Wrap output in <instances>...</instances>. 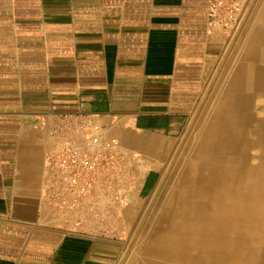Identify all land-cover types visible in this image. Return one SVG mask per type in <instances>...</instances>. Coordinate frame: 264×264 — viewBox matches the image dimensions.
<instances>
[{"label":"crops","instance_id":"crops-1","mask_svg":"<svg viewBox=\"0 0 264 264\" xmlns=\"http://www.w3.org/2000/svg\"><path fill=\"white\" fill-rule=\"evenodd\" d=\"M209 8L210 0H0V264L118 263L114 240L47 207L51 128L62 116L92 115L129 151L151 155L164 142L167 152L229 52ZM148 176L128 192L140 193Z\"/></svg>","mask_w":264,"mask_h":264},{"label":"bare ground","instance_id":"bare-ground-1","mask_svg":"<svg viewBox=\"0 0 264 264\" xmlns=\"http://www.w3.org/2000/svg\"><path fill=\"white\" fill-rule=\"evenodd\" d=\"M261 6L252 47L160 186L139 264H264V0ZM164 148L158 143L148 159L166 156Z\"/></svg>","mask_w":264,"mask_h":264},{"label":"built area","instance_id":"built-area-1","mask_svg":"<svg viewBox=\"0 0 264 264\" xmlns=\"http://www.w3.org/2000/svg\"><path fill=\"white\" fill-rule=\"evenodd\" d=\"M256 0H210L209 24L224 41L237 40ZM46 153L43 197L49 210L92 235L109 236L117 211L137 182L135 157L92 115L62 116ZM131 186V187H130Z\"/></svg>","mask_w":264,"mask_h":264},{"label":"rangeland","instance_id":"rangeland-1","mask_svg":"<svg viewBox=\"0 0 264 264\" xmlns=\"http://www.w3.org/2000/svg\"><path fill=\"white\" fill-rule=\"evenodd\" d=\"M262 1L256 0V4L249 18V25L246 24L243 34L238 39L232 42L223 40L229 52L218 61L217 69L209 79L200 104L195 109V114L189 122V128H185L183 131V137L177 140H168V154L164 157H156L154 160H149L148 157L150 155L133 152L135 153L133 154V158L135 157L138 164H141L144 160L140 170L137 169L139 174H143L145 171L146 175H148L153 173L151 169H156L159 177L156 179V185L150 190L146 189L144 185L140 193L128 192L125 201L120 204L114 230L106 237L111 238L118 245L119 260L117 264H139L142 248L146 240L148 224L159 201L158 191L160 186L163 182L170 181L175 173V168L180 160L182 150L186 147L190 138L195 133H198V126L205 121L207 116L212 114L219 99L224 95L225 88L239 64V57L244 52L245 36L248 30L254 29L258 24L257 16L262 7ZM242 37L243 46L241 43ZM150 179L152 180L153 177ZM137 182L135 183L134 181L132 185L135 187ZM86 232L90 235L94 234L89 229Z\"/></svg>","mask_w":264,"mask_h":264},{"label":"trees","instance_id":"trees-1","mask_svg":"<svg viewBox=\"0 0 264 264\" xmlns=\"http://www.w3.org/2000/svg\"><path fill=\"white\" fill-rule=\"evenodd\" d=\"M152 176H153V179L152 180L149 179L148 182L145 185V188L148 189V190H150L154 186V183H155L156 178H157L156 175H152Z\"/></svg>","mask_w":264,"mask_h":264},{"label":"flooded vegetation","instance_id":"flooded-vegetation-1","mask_svg":"<svg viewBox=\"0 0 264 264\" xmlns=\"http://www.w3.org/2000/svg\"><path fill=\"white\" fill-rule=\"evenodd\" d=\"M152 175H153V174H151V175L149 174L148 179H150L151 177H153Z\"/></svg>","mask_w":264,"mask_h":264}]
</instances>
